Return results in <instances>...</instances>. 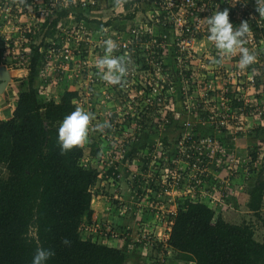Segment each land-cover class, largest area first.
<instances>
[{
  "label": "trees",
  "instance_id": "obj_1",
  "mask_svg": "<svg viewBox=\"0 0 264 264\" xmlns=\"http://www.w3.org/2000/svg\"><path fill=\"white\" fill-rule=\"evenodd\" d=\"M96 1L94 5L85 6L81 10L86 12L90 9H101L107 5L106 0ZM118 1L121 0H113V4ZM132 2L135 3V7L131 13L105 21L94 20L97 22L96 30L98 27L109 29L108 26H110L111 29L125 34L128 31L127 27L134 25V13L139 8L141 0H132ZM110 3L112 2L108 4ZM240 3L245 4V9L237 6ZM234 8L242 15L244 21L251 22L253 36L259 43L261 36L259 24L254 22V19L244 18L248 14V9L255 15L258 14L255 11V0H237ZM224 9H227L229 13L232 11L226 4H220L217 11ZM140 11H142L141 8ZM67 16L68 10L61 8L54 17L45 19L41 26V39L30 46L31 61L27 66V73L24 77L15 79L18 82L17 97L11 116L0 118V264H31V259L38 247L53 250L54 256L49 259L48 264H125V252L120 247L103 243L105 240L103 238L109 236V231L104 228L106 225L98 226L97 231L85 230L83 227L84 224H88L89 228L95 226L91 220L93 196L96 195L97 190H101L100 193L106 190V186L114 185L116 190L117 188L120 190V182L123 180H126L134 189L137 187L136 199L145 193L141 188L144 183L150 185L157 193H162L166 187H170L169 179L163 184H153L146 176L152 164L151 154L156 147V142L146 143L143 136L160 133L168 125L169 128L174 113L168 111L165 115L167 122H165V118L157 113V109L161 106L157 98L145 102L147 90L140 86L138 80L133 79L134 83L131 88L138 93L133 104L139 105L138 108L136 106L134 116L130 112L122 114L123 105L128 100L127 92H123L119 85L130 79H122L118 84H109L102 78L103 74L94 64H88L89 55H100L101 45H98L97 41L89 43V35L85 34V37L78 43H73L68 47V59L62 57L65 53H62L61 44L67 35L57 26L61 21L66 20L64 22H67ZM81 18L84 17L78 15L76 19ZM115 18L126 19L127 22L125 24L118 20V23L112 22ZM77 20H74V23H77L73 25L75 28L81 22ZM26 35L29 36L30 33ZM155 35L159 37L158 32ZM46 37L54 40V43L51 45L46 43ZM138 37L139 42L150 40L147 33L140 34ZM133 48L134 57L127 61L116 56L125 62L126 67L133 65L131 61L137 65L141 61L145 63V54L139 52L141 45L135 44ZM47 49H53L55 55L54 60L51 61V70L54 71V75L56 74L54 78L57 82L59 80L69 84L65 85L57 97L45 93L42 86L34 85L39 72L45 70H39L38 65L42 66L40 68L48 67ZM170 49L174 50L173 47ZM143 50L153 52L151 56H154L156 54L154 52L160 49H156L152 44ZM164 51L168 52L167 49ZM253 53L257 58L264 57L259 55L257 50ZM235 59L238 61L239 55ZM68 69L71 72L70 77L68 72H65ZM255 75L256 86L260 81H264L262 79L264 66H257ZM88 76H90L89 81L84 83L82 79L86 78V81ZM166 90V88L162 89L163 97L175 100L176 95ZM229 92H226L225 96L230 98L231 107L234 110L242 108L246 116H253L254 113L264 109V103L257 101L260 97H253V100L246 103L243 98L238 100L232 98V93ZM219 94L220 90H209L206 96L196 97L197 111L199 117L205 119L208 128L213 131L209 133L211 134L209 136L215 138L217 143L225 148V157L216 164L220 165L221 169L232 167L229 177L226 178L231 179L238 175L236 168L239 167V161L236 159L233 163H228V159L238 158V156L233 148L223 146V139L227 138L225 131H230V129L209 122L210 112L220 113L222 111L218 105ZM84 106H86V111L97 114L98 122L90 120L92 130L85 143L61 155L57 145V128L66 115L77 107L84 109ZM103 110V115H100ZM135 115H139L138 118ZM131 121H136L140 130L138 129L134 134L136 136L133 137L135 146L130 149L126 163L130 164L135 159L136 162L142 163V166L138 171L129 173L128 169L120 168L121 158H115L114 155L118 153L125 155L129 142L124 138L123 132L125 125ZM104 123L109 126L97 131V125ZM231 125L232 121H229L228 126ZM258 129L264 128L258 125L255 130ZM114 137H117L113 141L114 144H118L116 149L107 158L101 159L100 155L106 148V143ZM189 154L186 159L190 164L195 159L194 154L196 153L190 150ZM205 157L206 160H211L210 155L206 154ZM258 158V151L253 148L249 152V165H252V162ZM91 162H95V165ZM153 164L157 166L162 162L158 159ZM199 168L195 179L187 180L188 176L185 173L182 183L177 186L179 190L184 191L183 183L190 185L189 188L192 190L194 188L193 194H197V197H190V193L176 196V207L169 215H166V222L169 223L167 237L163 241H153V246L165 256L170 250L175 260H181L186 264H264L263 170H257L251 184L236 192L237 190H231L224 178H218V167L213 174L207 171L204 165H200ZM190 170L188 167L187 171ZM247 179L250 177L247 176ZM224 184L228 186L223 187ZM95 186L97 187L93 190ZM202 189L204 190L202 193L205 192L209 197L219 198L217 195L220 193L221 201L228 200L229 203L233 202L234 206L242 204L247 208L249 217L241 220L240 223L226 219L222 214L223 210L216 211L201 199L198 192ZM228 196H232L233 201H230ZM258 225L263 230L261 239L254 237ZM108 227H111L110 224ZM30 230L32 234L28 235ZM127 233L120 238L127 240L129 236ZM65 239L69 241L67 245L62 243ZM135 244L141 245L145 242L142 240Z\"/></svg>",
  "mask_w": 264,
  "mask_h": 264
},
{
  "label": "built area",
  "instance_id": "obj_2",
  "mask_svg": "<svg viewBox=\"0 0 264 264\" xmlns=\"http://www.w3.org/2000/svg\"><path fill=\"white\" fill-rule=\"evenodd\" d=\"M5 1L11 3L9 0ZM26 1L28 0H25L24 2L26 3ZM56 1L32 0V4L37 8L36 10L40 15L39 18L46 19V17L50 15L53 17L55 16ZM236 1L237 0H141L140 5H138L139 10L134 13V25L128 26V31L125 34L116 29H111L110 26H108L109 29L102 28L99 32L91 34V32L88 31L90 28L83 25L84 22H81L76 28L73 27V25H76L77 23L64 26L63 21L59 22V25L57 26L67 35L66 39H64L65 41L61 44L63 49L62 53H65L62 57L65 59H68L69 56L68 47L73 43H78V41L85 37V34L89 35V43L95 40L98 45H101L99 49L100 55L95 56L96 59L105 56L104 41L107 39H111L116 44V48L112 51L111 56H118L124 58L126 61L129 60V58L134 57L135 51L133 46L135 44L141 45L139 52L145 54V63L141 61V63L137 65L131 61L133 65L126 67V74L121 78V80H130L123 81L119 85L123 92H127L128 100L126 103L128 106H126V104L123 105V108L126 111L123 109L122 114L130 112V114L133 115V113L136 112V106L138 108L139 105L133 104V100L138 96V93L131 88L134 83L133 79L138 80L141 84L140 86L147 90L145 93V102L157 98L161 104L160 108L157 109V113H160L163 118H165L168 111H173L175 100L163 97L162 89L166 88V92L174 93L175 95L179 93V96L181 97L180 102L185 111V117L187 118L180 122L181 127L178 134L179 136L175 140L174 151H176V153L175 155L172 154V151L166 153V151H164V145H162L161 142H157L156 147L151 154L152 164L149 167L148 172H146V176L153 184H163L169 179L168 183L170 184V187H166L163 193H168L173 188L178 189L177 186L179 183H182L184 173L188 176L187 180L195 179L197 176L196 171L200 169V165L206 166V154L213 158L215 153L217 156L220 155L219 153H224V157L226 155L225 148L221 147L215 138L210 136L197 137L195 127L199 123L206 122V120L198 115L196 97L206 96L209 90H220L221 95L218 99V105L222 108V111L220 113L213 111L209 114V122L216 126H224L228 129H230L231 126L232 129L235 127L240 128V116L246 117L242 108L239 107L234 110L231 107L230 98L225 96V94L230 91L229 93H232V98L237 100L240 98H247V89H254L255 87V69L251 71L244 69L241 71L238 67V62L236 65L235 63L231 64V62H234V57L238 54L231 57L220 58L218 57L217 50L207 40L208 33L206 19L217 11L220 4H226L232 10L230 13L228 12V19L234 27H237L241 21H244L242 15L236 8H234V6H236ZM96 2V0H68L62 7L67 8L71 5L77 9H82L85 6L94 5ZM8 3L4 8L7 17L13 14L11 13L13 9L12 3ZM234 3L235 5L233 6ZM143 5L146 6L145 9L142 7ZM237 6L241 9H245L244 3H240ZM140 8L142 11H140ZM15 9H17V12L13 14V17L16 16L14 18H17V20L20 21L22 14L21 8L19 10L18 8ZM247 12L248 14L244 18L254 19L253 21L259 24L260 28L261 36L259 37L258 43L251 30V22H248L249 32L246 36L244 46L247 47L250 52H255L256 50H259L261 39L264 41V17H260L259 14L255 15L250 9H248ZM139 13L142 16H140ZM123 22L125 24L127 20L123 19ZM67 23L72 22L67 21ZM112 26L113 24L111 27ZM156 31L158 32L159 37L155 35L157 33ZM144 33L149 35L150 40L148 42H139L138 36ZM7 39L9 38L7 37ZM201 41L202 43H200ZM45 42L51 45V43H54V40L48 39L45 40ZM15 44L16 43H13V46H9L8 52H14L15 48L20 47L21 45L18 44L16 46ZM152 44H154L156 49H160L159 51L161 53L156 50V52H154L156 54L151 56L153 52L149 53L146 50H143L149 48ZM172 47L174 48L173 51L170 49ZM164 49H167L168 52L164 51ZM47 50L49 57H53H48L47 60V66L51 70V61L54 60L55 55L53 49ZM216 59H219L220 62L215 63L214 61ZM94 65L96 66V64ZM65 72H70V69ZM90 76H88L86 83L89 81ZM263 89L262 86L260 91L264 94ZM259 113L260 112L256 115L258 116ZM135 116L138 118L139 115ZM164 121L167 122L166 118ZM229 121H232L231 126H228ZM216 126L215 128L217 129ZM138 127L139 124L136 121H131L125 125L123 133L124 138L129 142V145L135 143L133 142L136 137L134 134L139 129ZM237 133L238 129H235L231 134L234 135ZM115 139H117V137L108 141L107 147L103 150L102 155H100L101 159L107 158L108 155L116 149L118 144L113 143ZM225 147L228 148V146ZM190 150L194 151L196 154H194L195 159L189 164L188 159L186 158L190 155ZM114 156L115 158H122V154L120 153ZM158 159L161 160L162 164L155 166L153 163H156ZM168 161H170L174 167L169 166ZM228 161L233 162V158L228 159ZM188 167L191 169L189 172L187 171ZM143 189L145 193L142 197H149L148 193L155 192L150 185L148 188ZM159 194L160 192L157 193V196ZM155 203L156 202L151 200L149 204L152 206ZM83 227L85 230L97 231L98 225L89 228L88 224H84ZM104 228L109 231V236L103 238L105 240H108L109 237L117 236L118 238L121 234L114 235L112 227L104 226ZM146 235L135 238L133 243H140L143 240L145 244H148V242L152 241L151 235Z\"/></svg>",
  "mask_w": 264,
  "mask_h": 264
},
{
  "label": "rangeland",
  "instance_id": "obj_3",
  "mask_svg": "<svg viewBox=\"0 0 264 264\" xmlns=\"http://www.w3.org/2000/svg\"><path fill=\"white\" fill-rule=\"evenodd\" d=\"M61 3H65L68 0H57V2ZM117 1V0H116ZM111 2H113V0H111ZM128 3V6H126ZM18 6H21L20 4H18ZM63 6V5H61ZM60 6V8H62ZM135 7V3L132 2V0H121L118 1V3H114L112 4V6H108L105 5L103 8L100 9L99 12H96L94 14H91L89 12H83L81 11V14H85V17H88L89 21H93V19L98 18L99 20H107V19H111L113 17H119V16H123L125 14L131 13L133 8ZM144 9L146 8L145 5L142 6ZM136 9V8H135ZM138 9L135 10V12H137ZM29 13V12H28ZM27 13V14H28ZM26 14V15H27ZM23 17V14L21 15V21H27V19L25 17ZM88 15V16H87ZM138 15V14H137ZM140 16H142L139 13ZM23 18H25L23 20ZM69 21H73V18H66ZM122 22V19L119 18H115L112 22L118 23V21ZM29 22H31L29 20ZM64 22V21H63ZM111 22V23H112ZM83 23V22H82ZM28 24V22H27ZM66 25H73V23H67L64 22V26ZM84 26H88L86 22L83 23ZM27 27V26H26ZM24 27V28H26ZM94 27L93 24L89 25V28L92 29ZM27 32V31H26ZM21 33V32H20ZM29 33V32H28ZM30 37L29 38L30 44H28L27 39L24 37V39H21L22 36L21 34H19L18 36H16L15 38L13 36H9V39H12L16 41V46L18 44H21L20 47L18 48L19 51L15 52L13 55V60L11 59L10 61H6V63H8V65L10 64V68L12 69L10 72V75L12 76L11 78V82L13 86H17L18 82L17 78H21L24 77L25 75L23 74V72L25 73V70H27V65L29 64V62L31 61V57L27 56L28 53L31 54V51L28 52V49L30 48L31 45L36 44L42 36V33L40 32H36L35 34H32V32H30ZM92 34V33H91ZM29 37V36H28ZM49 38H45V40H48ZM26 43H27V47H26ZM202 43V41L200 42ZM15 46V47H16ZM260 49H263L264 53V41L261 39L260 41ZM25 52L26 55L22 54ZM90 57V55L88 56V58ZM264 59V57H263ZM261 59L260 57L257 58L256 60L250 64L247 68L249 70L251 69H256L257 66H264V60ZM261 60H263V62H261ZM237 59H235L234 57V62L235 65L237 64ZM91 62H88V64H90ZM96 64V63H94ZM18 68V69H17ZM27 73V71H26ZM68 75H71V72H68ZM70 77V76H69ZM86 78L82 79V81H84V83H86L85 81ZM262 79H264V76L262 77ZM81 83V80H80ZM221 94L218 95V99L220 97ZM260 95L262 96V92H260ZM176 101H177V105H173V111H175L178 107V110L180 112V115H185V111L182 108V104H180V96L179 93L176 94ZM84 110L86 109V106H84ZM98 111V110H97ZM90 113V112H89ZM95 113V112H94ZM90 113L91 114V120L92 121H97V115L95 113ZM263 116V115H262ZM262 116H257L255 115V118L260 119ZM103 118V116H102ZM185 118L187 117H183L182 119H180V121L174 126L175 128H170L171 132L168 131V126L163 129L160 133H153V134H145L143 136V139L146 141V143H155L156 142H161L162 145H164V151L170 152L172 151V154L175 155L176 151H174L175 149V140L176 138L179 136V131H180V122L183 121ZM100 120V119H99ZM248 120V119H247ZM246 120V117H242L240 116V123L241 126L246 127V122L248 124V121ZM98 122V121H97ZM264 122V121H263ZM240 126V125H239ZM89 132H91V128L90 127V123H89ZM208 123L204 122V123H199L197 124V126L195 127V132L197 133V137H204V136H209L211 134H209L211 131L208 128ZM214 129V128H213ZM235 129H238V127H235L232 129V126L230 128L231 133L234 132ZM248 129V128H247ZM174 131V132H173ZM89 132H88V139H89ZM221 136V135H220ZM238 136L237 134H232V141H234ZM246 136V137H245ZM242 136L245 137L243 138L244 142L243 146L244 148H242V156H240V154H238V158L237 161H239V167H237L236 172H238V174H240V177L237 179L236 178H231L230 180L226 179L227 175H229L230 171H232V167L229 168H225L226 170L221 169L220 165L216 164L220 163L219 160L222 159L224 156V153H219L220 156L216 155V153L214 154V158L211 157V160H206V169L207 171H209L210 173H215V171L217 170L216 167H218L219 170H221L222 173H220L219 170H217V175L218 178H220V176L222 177L224 174L226 175L224 177L225 179V183H229L228 185L230 186L231 190H237L241 191L242 187H247L249 184H251L252 182V178L255 175V172L257 170H263V174H264V131H260L257 135H252L251 137H247V135ZM222 137V136H221ZM241 137V138H242ZM97 142L94 141V144ZM85 143V142H84ZM224 143H226V141L224 140ZM135 143H132L129 145L128 149L126 150L125 155H122V158L120 159V168L123 169L125 167L128 166L129 163L125 162L128 159V153L130 151V148L134 146ZM107 143L105 145V147H107ZM223 146H226L225 144ZM231 146H228V148H230ZM257 149L258 151V155L259 158L252 162V165L250 164L249 161V152L248 151H252L253 148ZM252 148V149H251ZM87 148L85 150V152L87 153ZM236 158L233 159V161L236 160ZM131 165L133 166L132 169L133 171H137V165H136V160L134 159ZM229 163V161H228ZM233 163V162H232ZM231 163V164H232ZM91 164L95 165V162H91ZM135 164V165H133ZM168 165L171 167L172 163L170 161H168ZM180 170V169H178ZM185 174V173H184ZM250 177V179H247ZM241 178V180H240ZM247 179V180H246ZM246 180V181H245ZM244 181V182H243ZM106 185V184H105ZM182 188H184V191H180L179 189H175L173 188L171 191H169L168 193H160L157 196V192H150L148 193L149 197H142V195L139 197V199H136L135 195L133 197V193L135 194L137 191V187H135L134 190H132L130 193L125 194V196H122V199H118V197H114V192L113 189L115 188L114 185L112 186H108L105 190V192H103V198H104V202L103 206L102 204H93L92 208L94 210V215L97 217L96 220H93V216L91 217V220L95 223V225L98 226H102V225H106L108 226L109 224L106 223L107 220H109L111 222V227H112V231L114 232V235H119V237H109L108 240H104L103 243H106L108 245L111 246H118L120 247L124 252H125V264H186V262H183L181 260H175L173 257L172 252L169 250L167 252V256H165L163 253L158 252L159 250H157V247L153 246V241H163L165 240V238L167 237V233L169 230V224L166 222L167 218L166 215H169V213L171 212L172 209H174V207H176V196H180V195H187L188 192L191 194L190 197L194 196L195 198L197 197V194H193V190L192 188H189L190 185H186L185 183H183ZM227 184H224L223 187L228 186ZM245 185V186H244ZM247 185V186H246ZM136 186V185H135ZM97 186H95L93 188V190L96 189ZM141 188H148V184L144 183L143 185H141ZM109 189V191H108ZM204 190L202 189L201 191L198 192V195H200L201 199L205 202H207L209 205H211L213 208L216 209V211L220 210L222 211V214L224 215V217L226 219H229L231 221L234 222H241V220H246L249 216L248 210L246 207H244L242 204H239V206H234L233 202L229 203L228 200H222L220 199V193H218L217 196H219V198H213L212 196H208L205 192L204 194L202 193ZM109 192V193H108ZM233 194V193H232ZM216 196V197H217ZM237 196V195H236ZM240 196V195H239ZM110 197V199H109ZM114 197V198H112ZM133 197V198H132ZM135 198V199H134ZM157 198V199H156ZM228 199H230V201H233L232 196L231 197H227ZM242 199L245 200V197L242 196ZM108 200V201H107ZM114 200V202H113ZM153 200L154 202H156L155 204H153L152 206L149 204L150 201ZM92 202V201H91ZM124 203H127L128 208H126L124 210L123 205ZM263 211H264V206H263ZM93 215V213H92ZM94 216V217H95ZM245 218V219H244ZM250 219V218H249ZM32 230L29 231L28 235L32 234L31 232ZM129 232V233H127ZM129 234L127 240H125V238H120L121 235H126ZM263 230L259 227V225L256 227L255 229V234L254 237L256 239H261ZM151 235V240L152 242H148V244H141V245H136L133 243V240H135V238L140 237L142 235ZM146 235V236H147Z\"/></svg>",
  "mask_w": 264,
  "mask_h": 264
},
{
  "label": "crops",
  "instance_id": "obj_4",
  "mask_svg": "<svg viewBox=\"0 0 264 264\" xmlns=\"http://www.w3.org/2000/svg\"><path fill=\"white\" fill-rule=\"evenodd\" d=\"M9 1L12 3V8H13L11 13L14 14L15 12H17V9H15V8H18V10L21 8V12L23 14V17L29 12L26 15L27 17H25L27 19V21H21V20L19 21V20H17V18L16 19L14 18L16 16L13 17V14L11 16L7 17L6 13L4 11V8L6 7L5 5L8 3V1L0 0V57H1L0 65H4L7 70L11 71L12 69L10 68V64L8 65V63H6V61L8 62L11 59L13 60V55L12 54H14L15 52H18L19 51V49H18L19 47H16L14 52H8L9 46H13V43H16V41L13 40V39L11 41V39H7V37L9 38V36H13L15 38L16 36L21 34V36H22L21 39H24V37H25L27 39L28 44H30L32 42H30L28 40H30L29 38H31L32 36L30 37V35H31L30 34L29 37H28V35H26V34L28 32L29 33L32 32V34H35L36 32H40L41 31V26H42V24H44L45 19L39 18V16H40L39 12H37V10H36L37 8L34 7L35 5L32 4V0H28V1H26V3L24 2L25 0H9ZM106 2L108 4L109 2H111V0H106ZM11 3H8V4H11ZM116 3H118V2H116ZM18 4H20L21 7H18ZM112 4H113V2L110 3V5L108 4V6H112ZM61 5L64 6V3H60V2L56 1V4H55V11L56 12L59 11V9H61L60 8ZM65 9L68 10V17L73 18V20H77L76 19L77 16L78 15H82L84 18H81L80 20H77V21L86 22L88 27L91 24L96 26L97 22L94 21V20H96L98 18L93 19V21L92 20L89 21L88 17H85L86 16L85 14L87 12H89L91 14H94L96 12H99L100 9H90L89 11H86L85 14H81L80 13L82 11L81 9H77V8L71 6V5L69 7H67V8H65ZM83 12H85V11L83 10ZM48 17L51 18L53 16L50 15ZM25 18H23V20ZM29 20L31 22H29ZM64 21H66V20H64ZM67 21L74 23L73 21H69V20H67ZM101 21H105V20L102 19ZM27 22H28V24H27ZM24 27H26V28H24ZM99 31H100V27H98V30H96V28L95 29L94 28L90 29V32L92 34L93 33L95 34L96 32H99ZM46 38H49V37H46ZM26 47H27V43H26ZM41 47L43 48V46H41ZM42 48H40V50H42ZM20 49H21V47H20ZM29 51H30V48L28 49V52ZM257 52L260 53L259 55H263L264 56V53H262L263 49H260V47H259V50ZM22 54L26 55L25 53H23V51H22ZM27 56L31 57V54L28 53ZM261 59H263V57H261ZM97 60L98 59H96L95 56L90 55V57H89V62H91L90 64L96 63ZM40 67H42V66H40V64H39L38 65L39 70L45 69V70L42 71V72L45 71V73H43V75H44L43 76L42 72L41 73L39 72L38 76L35 78L34 85L36 87L42 86L43 87V91L45 93L53 94L55 97H57L58 94L60 93V91L65 87V85H69L68 82H62V81L60 82L59 80L57 82L56 81L57 79L54 78V76H56V74L54 75V71L50 70L48 67L47 68L46 67L40 68ZM26 71L27 70H25V73L23 72L24 75L26 74ZM11 78H12V76H11ZM11 84H12V82H11V79H10L8 81V83L6 84L5 88L3 89V91L0 92V118H8V117L11 116V113H12V110H13V107H14V104H15V101H16V97H17V92L16 91H17V89H16L15 86H13ZM262 86L264 88V81H262V82L260 81V83L257 84L254 87V89L253 88L247 89V91H246L247 92V95H246L247 98H244V102L248 103V101L253 100L252 99L253 97H260V98H257V99H259L257 101L260 102V103H264V100H263L264 99V94H263L262 91H260ZM256 87H258V88H256ZM69 88H71V86H69ZM260 92H262V94H263L262 96L260 95ZM176 103H177V101L175 99L174 105ZM97 108H99V106H97ZM103 113H104V110L100 112V115H103ZM172 113H174V115L172 117V124L168 128V131H170V132H171L170 128H175L174 126L180 121V119L185 117V115H180V112H179L178 108L175 111H172ZM256 114L257 113H254L253 116H246V120L248 119L247 120L248 124L246 122V127L243 128V126H241L240 128H238V131H240L238 135H240V136H238L234 141L231 142L232 134L230 133L229 130H227V132L225 131L227 138L226 139L221 138V139L226 141V143H224L225 145L231 146L230 148H233V150L235 151L236 155L240 154V156H242V151H245V150H242V148L245 147L243 145V143H245L244 140H243V138L246 137L245 135L248 134L247 137H251L254 134L257 135L260 131L261 132L264 131V129H258L257 131H259V132L257 133V131L255 130L256 126H258V125L264 128V122H263L264 121V109L259 114L261 116L263 115L260 119L257 120V118H255ZM99 119L101 120V118H99ZM209 130L211 131L210 133H213V131L211 129H209ZM223 135H225V134H223ZM242 136H245V137H242ZM228 137H230V139ZM154 142H156V141H154ZM248 152H250V151H248ZM86 155H87V153H86ZM125 164H126V162H125ZM131 164L132 163H130L127 167H125L126 169H128L127 171L129 173L130 172H134L133 169H132L133 166ZM141 164L142 163H139V162L136 163L137 171L141 168V166H142ZM133 165H135V164H133ZM223 170H226V169H223ZM220 173H222V172L220 171ZM225 176H226L225 174L222 177L220 176V179L224 178ZM227 177H229V176L227 175ZM239 177H240V174L237 175V179L236 180L239 181V179H238ZM228 180H230V179L228 178ZM240 180H241V178H240ZM107 187L108 186H106L105 189ZM119 189L120 190H118V188H117V190L115 188L113 189L114 197L115 196L118 197L119 200L122 199V196H125L126 192L130 193L132 190H134L133 186H130V184L127 183L126 180H123V181L120 182ZM108 191H109V189H108ZM96 192H97L96 195H94L93 198H92L91 207H92L93 204H95V205L97 204L98 205L100 203L103 206L102 202H104V198H103L102 194H103V192H105V190L102 191V193H100L101 190H97ZM134 195L136 196V193L135 194L133 193V197H134ZM114 197H112V198H114ZM139 197L137 199H139ZM109 199H110V197H109ZM127 205H128L127 203H124V205H123L124 210L126 208H128ZM94 214L95 213H94V210H93V215H92L93 216V220H96L97 217ZM106 223L111 225V222L109 220H107Z\"/></svg>",
  "mask_w": 264,
  "mask_h": 264
},
{
  "label": "clouds",
  "instance_id": "obj_5",
  "mask_svg": "<svg viewBox=\"0 0 264 264\" xmlns=\"http://www.w3.org/2000/svg\"><path fill=\"white\" fill-rule=\"evenodd\" d=\"M255 11L260 17H264V0H255ZM206 24L207 40L217 50L218 57H231L238 54V67L241 71L255 61V54L244 46L249 32L247 21H241L237 27H234L229 22L228 10L224 9L210 15L206 19ZM104 43L105 56L96 61V67L103 74L102 78L107 83L118 84L127 71L125 62L111 56L112 51L116 48V44L111 39L105 40ZM214 62L219 63L220 60L216 59ZM91 118L88 111L77 107L62 119L57 128V145L61 155L86 142ZM108 126L107 123L97 125L96 130L101 131ZM62 243L67 245L69 241L65 239ZM52 256H54L53 250L38 247L31 259V264H48Z\"/></svg>",
  "mask_w": 264,
  "mask_h": 264
},
{
  "label": "water",
  "instance_id": "obj_6",
  "mask_svg": "<svg viewBox=\"0 0 264 264\" xmlns=\"http://www.w3.org/2000/svg\"><path fill=\"white\" fill-rule=\"evenodd\" d=\"M11 79L9 70L4 65H0V92L3 91L8 81Z\"/></svg>",
  "mask_w": 264,
  "mask_h": 264
}]
</instances>
